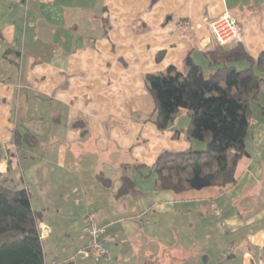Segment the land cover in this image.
Returning a JSON list of instances; mask_svg holds the SVG:
<instances>
[{"label":"crops","instance_id":"0c3cea01","mask_svg":"<svg viewBox=\"0 0 264 264\" xmlns=\"http://www.w3.org/2000/svg\"><path fill=\"white\" fill-rule=\"evenodd\" d=\"M223 13L253 59L264 52V0H0V184L29 194L45 264H206L237 238L264 245V83L234 186L163 191L152 169L204 144L185 110L156 129L144 77L184 72L187 58L211 72ZM88 215L106 228L109 263L77 257Z\"/></svg>","mask_w":264,"mask_h":264},{"label":"trees","instance_id":"16d2710c","mask_svg":"<svg viewBox=\"0 0 264 264\" xmlns=\"http://www.w3.org/2000/svg\"><path fill=\"white\" fill-rule=\"evenodd\" d=\"M204 56L212 69L209 73L187 58L184 72L168 68L144 77L147 94L156 105V129H168L185 110L190 119L188 137L204 144L199 152L159 154L152 166L159 190L181 193L205 180L207 186L224 191L236 183L251 100L264 83V52L253 59L238 42L228 48L216 43ZM238 62H245L247 68L238 70ZM122 181L127 191L129 181ZM0 264H45L39 216L31 209L29 194L1 184Z\"/></svg>","mask_w":264,"mask_h":264},{"label":"built area","instance_id":"2783aa9c","mask_svg":"<svg viewBox=\"0 0 264 264\" xmlns=\"http://www.w3.org/2000/svg\"><path fill=\"white\" fill-rule=\"evenodd\" d=\"M14 1L25 3L27 0ZM210 31L215 39V42L221 46L237 43L241 35V28L239 24L228 13H223L215 22H213L210 26ZM211 211L215 215H219V212L214 208V206H211ZM85 225L87 243L83 249L78 251L77 257L86 259L91 254H95L98 260L105 263L110 262V252L104 246L106 228L104 226L96 225L90 215L86 216Z\"/></svg>","mask_w":264,"mask_h":264},{"label":"rangeland","instance_id":"374dc122","mask_svg":"<svg viewBox=\"0 0 264 264\" xmlns=\"http://www.w3.org/2000/svg\"><path fill=\"white\" fill-rule=\"evenodd\" d=\"M241 65L244 64L241 63L239 66L241 67ZM261 103L264 105V98ZM256 239L257 238L246 241L245 238H237L230 243V246H232L234 251L233 256H225L221 262L217 261L215 258H211L206 264H247V262H249V264H264V245H261ZM43 244L46 246V242H43Z\"/></svg>","mask_w":264,"mask_h":264}]
</instances>
